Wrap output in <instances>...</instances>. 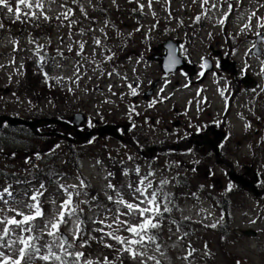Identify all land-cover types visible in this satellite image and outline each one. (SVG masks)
Instances as JSON below:
<instances>
[{
    "label": "rangeland",
    "instance_id": "rangeland-1",
    "mask_svg": "<svg viewBox=\"0 0 264 264\" xmlns=\"http://www.w3.org/2000/svg\"><path fill=\"white\" fill-rule=\"evenodd\" d=\"M102 1L103 6L101 8L96 5V0H79V5L67 0L65 8L60 6L65 3V0H56L55 3L45 4L43 11L53 20L52 23H49V20H43L42 17L34 20L28 19L36 24H45L47 28L51 26L49 32L42 37L39 34L43 32L40 30L33 33L31 26H27L24 30L19 29L17 24L11 26V21L15 19V16L8 14L6 9H0V17L7 21L0 39V112H9L19 118H24L28 116L27 111H32L34 107L38 106L36 102H33L34 100L30 101L29 98L19 94L16 88L18 85H22L21 81L26 80V74L29 70L27 63L31 62L35 58V53L39 51L48 53L54 58L50 76L55 82L52 80L50 83L55 84V86L53 85L54 90L59 98L55 100L47 98L45 100L49 104H53L49 105L50 111L55 113L58 109L68 108L71 103L76 102L78 106L86 107L93 119L98 117V113L105 111L117 114L118 106L124 104L122 101L124 94H131V89L125 87L131 85L132 88L139 89V92H146L145 90H149L154 83L156 86L152 96L154 93L155 95L149 97L148 100L165 101L169 96L170 87H175L177 92L173 99L178 103L186 100L194 111L198 106V99L195 95L197 89L195 85H190L188 88V75L175 73L169 76L163 75L157 62L149 60L153 54V49L163 46L168 41H172L171 44H176L175 40L179 37L185 38V50L192 62L188 63L183 58L181 59L189 66H193L195 72L197 70L195 66L201 68L204 61H210L206 58L203 59L205 56H210L209 47L226 49L229 45L232 54L236 51L234 59L237 65V78L240 80L243 75H247L252 76L256 81V86L252 89L243 90L237 87L235 93L237 95L232 99L233 103H231L226 117L230 132L233 133L231 144L226 148H229L227 159H221V156L201 157L200 159L202 161L206 159V162L195 171L194 165L198 162V157L169 156L166 154L157 155L158 157L152 160H147L148 158L142 160L127 146L116 144L114 140H109L104 144L97 141L88 147L87 151L85 150L87 152L86 157L82 158L76 168L64 170L68 177H55L53 183L43 189L44 193L39 198L41 208L45 216L51 218L65 199L59 185H79L80 180L85 181L87 187L81 191H86L88 196H80L79 199L89 201L88 204L80 205L84 209L83 213L80 214L86 216L87 221H89V232L86 236L95 237V245L102 250H107L104 253L118 256V253L113 249L104 247L101 242L103 234L95 231L104 225L92 223L93 220L99 219H107L109 223L112 221V215L104 212L105 208H111L114 213L117 207L106 198L107 194H111L115 198V191L107 188L108 183H112L116 189L121 191L126 200L131 201L133 200V193L129 191L128 185H137L135 180L144 176L145 173L151 172L153 174L150 180L154 189L160 187L159 182L161 180H167L166 189H164L165 185L163 186V191L166 192L168 190L175 191L171 181L174 174L184 173L193 184V190H196V193L203 195L202 197L207 200L201 199L199 202L182 201L179 216L183 219L190 218L202 226H210L218 220L221 208L219 202L216 203L217 200L215 202L214 199L219 198L218 195L225 187H231L228 183L226 184L224 173L227 174V171L222 168V163L230 161L235 174L248 180L249 178L244 176L245 170L251 169L253 171L254 169L264 182V137L259 135L256 137L255 140H258L257 151L254 150L255 143L253 141L254 130L262 131L264 135V74H261V68L264 67V55L258 58L248 54L249 48L255 42V36L264 30L257 27L255 18L251 21V27L244 29V25L249 22L248 17L252 12H257L259 16L264 17V7H261L264 5V0H239V3L237 0H230L233 4V10L223 25L219 24V20L224 18L223 13L227 11V3L222 2V0H215L217 7L207 11L205 18L202 16L199 21L196 20V17L201 16L206 8H210V5L201 8L200 0H196L195 3L193 0H153L151 10L147 7L148 0H139V3L137 0ZM8 3L15 9L16 0H8ZM139 4L145 5L143 11L139 10ZM81 7L87 16H91L90 19L85 18V15L81 13ZM94 7L98 8L100 13L94 12L96 9ZM66 8L73 10L70 20H74L75 23L71 27L68 26L69 20H64L60 16ZM21 10L23 13L29 12L23 7ZM134 11L139 13L136 18ZM139 17L141 20L137 21ZM203 19L206 25L199 29L196 36L194 34L197 26L203 22ZM106 21L108 22L107 26ZM182 25L186 29H183ZM134 26L137 27L134 28ZM82 30L83 34H81ZM226 36H228V42ZM97 38L102 41L100 46L93 42ZM231 38L235 40V43ZM241 38L243 43L239 45L238 41ZM156 41L160 42V45L157 46ZM79 42H84L85 47L83 53L78 56L76 52L79 51ZM232 46L235 49H232ZM69 47L73 50L69 51ZM161 53L165 54V50L162 49ZM108 56H112V59L108 60ZM77 68L80 69L78 74L75 73ZM31 73L32 75L37 74L35 70ZM77 75L80 77L78 80L76 79ZM57 78H61L59 82H57ZM229 78H231L229 75L223 73H220L219 76L212 74L205 83L206 86L216 91L214 104L219 108L220 115H224L226 112V104L223 100L228 95ZM4 89L10 90L8 95L3 94ZM155 91H157V96ZM254 97H258V101H254ZM128 101H130V97ZM40 102L42 101L40 100ZM167 107L168 103L164 102L163 110ZM144 121L140 120L139 125H142ZM22 134L23 132H19V138L26 140ZM31 139L28 137V140ZM1 141L3 145H0V151H8L7 153L10 154L8 159L0 154L1 187L7 185L8 182H14L17 175L27 178L29 174H35L43 169L39 166V159H34L35 153H28L27 149L23 151L24 146L21 147L20 143L13 138L11 142L6 141L4 137ZM28 147L30 150H35L30 144ZM44 149L45 147L42 148V150ZM35 152L38 151L35 150ZM119 152L133 155L139 166L136 167L127 161H124V165ZM26 160H29L30 163H25ZM111 160H118L119 165H122V168H119L122 173L120 178H110L109 173L115 169L112 164H108ZM208 161L214 166L218 164L221 167L216 166L210 177H205V167ZM171 166L175 169L174 174L173 171L167 170ZM137 168L140 169L139 174L136 172ZM228 171L230 172V167ZM131 172L134 178L128 175ZM16 183L14 198L18 203L11 206L27 212L28 209L24 208L23 205L33 203L29 197L36 192L38 186L33 191L27 189L26 192L23 187L25 185L19 184V180ZM256 189L259 193L263 191H260V188ZM91 190L96 192L95 195H89ZM262 195L253 196V194L239 193L232 199L233 225L230 226L229 230L234 232L237 238L223 237L216 231H200L199 226L197 231L196 225L191 230L195 234H185L184 231H179L177 234L169 232L165 235L161 247L163 255L154 251L150 254L156 255L161 264H264V195ZM92 196L97 197V200L92 201ZM258 196L261 197L258 198ZM211 200L216 204L213 205ZM6 208L7 206L0 202V209ZM5 214L14 215L11 211L0 213V215ZM19 218L17 217V219ZM43 222H38L37 232H40ZM165 226V230L171 229V226ZM62 231L69 239L71 238V226H62ZM104 231H111V229L104 227ZM246 233H252L254 236H248ZM119 234L128 235L126 232ZM46 238L49 239V237ZM103 240L115 245V241L106 236H103ZM220 243L229 253L231 259L225 256ZM115 247L118 248L119 245H115ZM193 249L195 251L192 252L191 256H188V252ZM78 250L83 251L88 259L95 261L99 258L98 255L89 257L87 255L89 251L86 247ZM101 253L103 254V252ZM186 256H188L187 259L184 258ZM128 258L124 254L123 259L127 260L125 264H135ZM115 259L117 260L116 257ZM33 264H43V262L36 260ZM148 264H152V262H148Z\"/></svg>",
    "mask_w": 264,
    "mask_h": 264
},
{
    "label": "flooded vegetation",
    "instance_id": "flooded-vegetation-1",
    "mask_svg": "<svg viewBox=\"0 0 264 264\" xmlns=\"http://www.w3.org/2000/svg\"><path fill=\"white\" fill-rule=\"evenodd\" d=\"M136 27L134 26V28ZM158 33L161 34V32ZM175 41L178 42L180 56L186 62L191 63V57H189L185 50V38L179 37ZM226 41L228 42V39ZM156 42L157 46L160 45V42ZM209 51L210 56H205L203 59L210 60L212 66L211 73L202 80V76L200 75L202 69L195 66L197 69L195 80L187 82L188 88H190V85H195L197 89L195 95L198 99V106H196L197 108L194 111H192L193 108L188 105L186 100L178 103L173 99L177 92L175 87H170L169 96L165 101L157 99L155 103L150 100L144 101L142 99L144 91L139 92V89H136L137 94L135 96L124 94L122 97L124 104H121L120 107L118 106L117 114L105 111L98 113V117L94 119L86 107L82 108L76 102L71 103L68 108L63 107L62 110L58 109L56 112L61 110L58 113H53L49 109V105L53 104L41 100L42 102H36L38 106L34 107V110L27 111L28 116L20 119L27 122L54 120L59 123H45L32 130L30 127H11L7 122H2L0 124V145H3L1 141L3 137L8 142H11L13 138L16 142L20 143L21 147L24 146L23 151L27 149L28 153H35L34 159L39 154L40 167L48 165L50 168L64 171L72 167L76 168L79 162L82 161V158L86 157L88 147L97 141H101L104 144L109 140H114L124 147L127 146L129 150L135 152L137 155L139 152H142L146 156H150L151 160L158 157L157 155L166 154H169V156L198 157L197 163L199 165L194 167V170L197 171L206 162V159L202 161L200 157H215L216 154L218 157L220 155H229V148H226L231 144L233 133L230 132V126L226 117L230 108L229 103L236 92L234 84L240 87V80L237 78V75L228 79V90H230L231 95L229 100H223L225 101L227 112L224 115H220L219 108L214 104L216 91L206 86L205 83L210 78V75H220L218 71L220 60H223L222 66H225L228 65V62H235V59L229 45H227L226 49L209 47ZM161 54L163 53L160 52ZM175 74L185 73L179 70ZM251 77H249L250 82L254 79ZM200 79L202 82H199ZM125 88L130 89L129 87ZM183 89L186 90V88ZM155 92L157 96V91ZM129 97L130 101H128ZM253 100L258 101V97H254ZM164 102L168 103V107L164 108L165 110H163ZM149 104H152V106L149 107ZM1 115L19 118L9 112H0ZM140 120H145L142 125H139ZM102 127H115L116 135L123 140H127L130 144L118 141L108 135L98 136L95 132ZM19 132H23L22 136L26 140L21 137L19 138ZM92 132L94 135L87 137ZM258 135L262 138L264 137L262 131L254 130L253 141L255 143L254 150L256 151L258 140L255 139H257ZM85 136L87 137V141L83 143ZM28 137L32 139L28 140ZM29 144L38 152L30 150ZM57 145L59 147H56ZM38 146H40V149H38ZM43 147H45L44 150H42ZM50 149H54V152ZM7 152L2 150L0 154L8 159L10 158V154ZM215 167L208 161L205 167V177H210ZM255 187L259 189L260 185L257 184Z\"/></svg>",
    "mask_w": 264,
    "mask_h": 264
},
{
    "label": "snow or ice",
    "instance_id": "snow-or-ice-1",
    "mask_svg": "<svg viewBox=\"0 0 264 264\" xmlns=\"http://www.w3.org/2000/svg\"><path fill=\"white\" fill-rule=\"evenodd\" d=\"M56 0H16V7L13 9L8 3V0H0V9H6L8 14L15 16L17 21L21 20L23 15L26 19H39L48 21L50 18L43 11L45 4L55 3ZM115 2V0H113ZM195 3L196 0H193ZM222 2L227 3V11L223 13L222 19L219 20V24L223 25L229 15L233 10V4L230 0H222ZM67 0L60 6L62 8L66 7ZM71 3L79 5V0H71ZM139 3V0H137ZM239 3V0H237ZM153 5V0H148L147 7L151 10ZM201 8L209 6L206 11H210L212 8L217 7L215 0H200ZM22 7L29 10L27 13H22ZM145 5L139 4V10L143 11ZM264 7V5H261ZM35 9V11H33ZM80 11L85 18L87 13L80 8ZM73 15L72 8H66L64 12L60 14L62 19L69 20V27L74 20H70ZM154 15V13H153ZM202 16H197L196 20L202 19ZM255 18L257 27L264 30V17H261L257 12H252L248 17V23L244 25V29H249L251 27V21ZM106 26L108 22H105ZM4 25L0 23V28ZM243 30V29H242ZM103 32V29H101ZM139 31V29H137ZM83 34V30L81 31ZM94 44L100 46L102 41L100 39H94ZM84 42H79V51L76 55H81L84 51ZM182 47V46H181ZM69 51L73 49L69 47ZM39 51V49H37ZM108 60L112 59V56L107 57ZM42 62L45 61L44 56H40ZM170 63L175 64L178 61L175 58H170ZM207 67L206 64H201V68ZM80 69L77 68L75 73L78 74ZM204 73L201 72L202 76ZM261 74H264V67L261 68ZM47 75V74H45ZM111 75V73H109ZM79 75L76 76L78 80ZM57 78V82H59ZM131 94L135 96L137 94L136 89L132 88ZM71 91V89H69ZM163 91V89H161ZM223 95V93H221ZM155 103V101H153ZM152 104H149L151 107ZM91 126V125H90ZM56 147H59L57 145ZM39 158V154H37ZM25 163H30L26 160ZM99 163V162H98ZM137 174L140 173V169H136ZM111 175V173L109 174ZM127 175V173H125ZM153 174L151 172L144 176H141L139 183L135 186L129 184V191L133 193V200H126L121 191L116 189L112 183L107 184L108 189H113L115 191V198L111 194H107L106 198L109 202L117 205L115 212L111 208H105L104 212L106 214L112 215V221L109 223L107 219L93 220L92 223H97L104 225V227L111 229V231H104V227L97 228L95 231L100 232L103 236L108 239L115 241L114 244H109L104 242L103 236L101 237V242L104 247L113 249L118 254H126L135 264H161V261L157 259L156 255L150 254L149 250L155 252H161V246L157 243L158 232L161 229L160 221L165 213H169L172 209L169 207L171 204V199L168 194L163 191V186L168 183L167 180H161L159 182V188H153V184L149 177ZM87 187L86 182L80 180L79 185H65L60 184L59 188L63 191L65 199L59 205L58 211L51 217L48 218L42 211L40 197L43 192L37 190L34 192L29 199L33 203L24 204V208L28 211L25 212L22 209L12 207V204L18 203L15 201L12 191L9 187H4L0 190V202L7 206L6 209H0V213H5L6 211H11L14 213L12 216L0 215V264H33L34 261L39 260L43 264H113L107 256L104 257L102 262H97L92 259H88L83 251L78 249H83L88 246V240L84 238V221L80 217V213H83L84 209L80 207L82 204H88V200H80V196H88L86 191H81ZM45 185L41 184L40 189H44ZM7 197V199L5 198ZM75 198V199H74ZM92 201L97 200V197L92 196ZM89 207L91 205L89 204ZM17 217H20L17 219ZM40 219L43 222V227L40 228L42 235L49 237V240H42V235H33L37 231L39 225L35 222ZM174 223V221H173ZM62 226H71L70 239L62 231ZM210 227L215 228L216 225L212 224ZM120 232H126L129 235L124 236L119 234ZM90 239H95V237H90ZM39 242V243H38ZM192 251L188 252V256L192 255ZM188 256L184 257L185 259ZM120 259V256H117ZM122 264V261H121Z\"/></svg>",
    "mask_w": 264,
    "mask_h": 264
},
{
    "label": "trees",
    "instance_id": "trees-1",
    "mask_svg": "<svg viewBox=\"0 0 264 264\" xmlns=\"http://www.w3.org/2000/svg\"><path fill=\"white\" fill-rule=\"evenodd\" d=\"M96 1H97L96 5L100 6V8H101L103 6V1L102 0H96ZM94 8H96V7H94ZM99 11L100 10L98 8L94 9V12H96V13H100ZM134 16L136 18V16H139V13L137 11H134ZM87 17H88V19L91 18L90 15H88ZM139 19L141 20V18L139 17V18H137V21H139ZM6 22L7 21L5 19L0 17V23H2L3 25L6 26V24H5ZM11 22H12L10 24L11 26H13L14 24H17V25H19V29H23V30L26 29L27 26H31V30L33 31V33H37V31L39 32L41 30L43 33L39 34L40 37L46 35L49 32V29L51 28V26L47 28V25H45V24H36V23L26 19L23 15L21 16V20L17 21L16 19H14ZM52 22H53V20L49 19V23H52ZM205 25H206V23H205V20L203 19V22L197 26V29H196V32L194 35L197 36L199 29ZM183 26L184 25H182V28L186 29L185 26L184 27ZM3 28H0V39L2 37L1 33H3V31H4ZM44 31H45V33H44ZM230 37H233V36H230ZM231 40L233 41L234 39L231 38ZM233 42L235 43V40ZM240 43H241V40L238 41V44H240ZM232 49H235V47L232 46ZM41 55L44 56V58H45L44 62H42L40 60ZM53 61H54V58H52L48 53L45 54L42 51L36 52L35 58L31 62L27 63L29 66V70L27 71V74H26V80L21 81L22 85H18L16 88V90L19 91V94H21L25 98H29L30 101L34 100L33 102H37L40 100L45 101L47 98H52L54 100L59 98L58 94H56L55 90H54L55 84H53L52 82L50 83V81H52V80L55 82V80L53 78H51V76H50L51 75V69L53 67V64H52ZM31 70L32 71L35 70L37 72V74L32 75ZM45 74H47V75H45ZM237 87L238 86L236 84H234V89H237ZM236 95L237 94H235L234 97H236ZM119 156L121 158H123V164L124 165H125L124 161H127L128 163H133L134 166H136V167L139 166L138 163L134 160L133 155H129L127 153L119 152ZM221 159H227V157L221 156ZM108 164H112L113 167L115 168L112 170V172H110L111 173L110 178L111 177L120 178L122 173H121L119 168H122V165H119L118 160H111ZM174 166H175V164H174ZM194 167H195V165H194ZM222 167H224V166H222ZM167 170L173 171V174H174V170H175L174 167L172 168V166H171ZM181 170H180V172H182ZM147 173H145V175ZM0 177H2L1 174H0ZM55 177L65 178L68 176H67V173H65L64 171H59L57 169L48 167V165H45V167H43V169L41 171H38L35 174H29L27 176V178H23L21 175H17L14 182L11 181V183L10 182H8V183H10L9 188L11 187L13 196L15 195L14 194V187H15V185H17L16 182L18 180H19V184H22L25 186L31 185L29 187L28 191H33L34 188L38 186L37 190H40L44 193V190L40 189V185L44 184L45 188L48 187L49 185H51L53 183L52 181ZM132 178H134V177L132 176ZM224 178L226 179V184L228 183L229 185H231V187H225L220 192V194L218 195L219 198L214 199L215 202L217 200L216 203L219 202V206L221 208L219 211L218 220L215 223H213L216 225V227L213 228L210 226H202L200 224H197L196 222H194L190 218H184L183 219L179 216L180 204L182 201L192 200L195 202H199V201H201V199L202 200L203 199L207 200V199L205 197H202L203 195L201 196L198 193H196V190H193L194 186L190 182V179L186 174H184V173H180L177 175L174 174L171 181L173 183L175 191H173V192L169 191V190L167 192L164 191L165 193L168 194L169 198L171 199V204H169V207L172 209V211L169 213H165L163 215V218L160 221L161 229L158 232L157 243H159L161 247L163 246V243L165 240V235L169 234V232L170 233L174 232L177 234V233H179V231H184L185 234L186 233L187 234H195L194 232H191V230L196 225H197V227H196L197 231L199 229L198 228V226H199L200 231H202V230H207L208 232L216 231V232H218V234H220L223 237L229 236V237L237 238V236L234 234V232H231L229 230L230 226L233 225L232 224V221H233L232 213L234 212V208H232V199L235 198L237 194L246 193V192L243 191L239 185L229 182L226 174L224 175ZM139 179L140 178L135 180L136 184L139 183ZM149 179H150V177H149ZM1 180H0V183H1ZM259 185H260V191L264 190V182L262 181L261 176H259ZM164 189H166V185H165ZM1 190H2V188H1ZM37 190H35V191H37ZM190 192L192 194H189ZM95 193L96 192H94L92 190L89 191V195H95ZM258 198H260V197H258ZM214 201H212L213 205L216 204ZM80 217L84 221V224H83L84 238L88 240V246L86 248L89 252L87 255L89 257H92L94 255H98L99 258L95 260L97 262H102L104 260V257L107 256L109 258V260H111L113 262V264H121V261H122V264H125V261H127V260L123 259L124 254H117L120 256V259L116 260L115 259V257L117 258L116 254H113V256H111L110 254L104 253L107 250H102V248L97 247L95 245L96 238L90 239V237L86 236L87 233L89 232L88 231L89 221H87L86 216H84L83 214H80ZM40 221H42V220L38 219L35 223L38 224V222H40ZM173 221H174V223H173ZM165 225L171 226V229L165 230L164 229L166 227ZM33 235H42V234L40 232L36 231L35 233H33ZM46 237H47L46 235H42V240H49L50 239V238L47 239ZM220 247L223 249L222 251L224 252L225 256L229 257L231 259V256L225 250L222 243H220ZM101 252H103V254ZM149 252H153V250L150 249ZM100 254H101V256H100Z\"/></svg>",
    "mask_w": 264,
    "mask_h": 264
},
{
    "label": "water",
    "instance_id": "water-1",
    "mask_svg": "<svg viewBox=\"0 0 264 264\" xmlns=\"http://www.w3.org/2000/svg\"><path fill=\"white\" fill-rule=\"evenodd\" d=\"M263 38H264V34H260L257 36L255 46L250 51L251 54H253L255 56L261 55L260 50H259V45L263 42ZM171 43L172 42L168 41L163 46H160L159 48L153 49V54L149 58V60L157 62L158 66L160 68V71L162 72L163 75H168L170 73H174V72L178 71L179 69H181L189 75V78H192L195 75V70H194L193 66L186 65L182 61V59L178 56L177 44H171ZM162 48L165 49V54L160 56L158 52ZM170 58H175L178 61V63H175V64L170 63ZM203 64L207 65V67L203 68V71H204L203 77H204L205 74L211 69V67H210L209 62H207V61H204ZM229 65L230 66L228 68V67L222 66V64L220 63L218 68L221 71H224L226 73H230L233 75L235 73L234 64L231 63ZM241 83L246 88H251L254 86V83L248 81V79L246 77H244L242 79ZM155 86H156L155 83L152 84L151 88L146 93L143 94L144 100H147L152 95ZM7 93H8V91L4 90L3 94L6 95ZM2 122H7L9 126L30 127L32 130H35L36 127H39L45 123H47V124L59 123V122H56L54 120H46V121L38 120L36 122H26V121L18 119V118H10V117H6V116H0V124ZM95 133L100 137H102L104 135H109L110 137H113L115 139L123 141L120 137H118L116 135L115 127H102L100 129H98ZM93 135H94V133L92 132V133H89L87 135V137H91ZM87 137L85 136V140H83V143L87 141ZM141 156L145 157V158L150 157V156H146L144 154H141ZM217 163H219V162H217ZM244 176L248 177L249 180L244 178L243 176H239V175L235 174V172L232 169L228 173V178L231 182H233L235 184H239L242 187V189L246 190L247 192L253 193L255 196L260 194L254 188V184L257 181L255 173L251 169H247V170H245ZM246 235L251 236V237L254 236V234H252V233H246Z\"/></svg>",
    "mask_w": 264,
    "mask_h": 264
}]
</instances>
